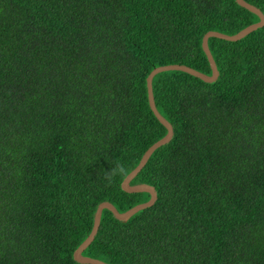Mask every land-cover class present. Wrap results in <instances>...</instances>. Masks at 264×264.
<instances>
[{
  "label": "trees",
  "instance_id": "1",
  "mask_svg": "<svg viewBox=\"0 0 264 264\" xmlns=\"http://www.w3.org/2000/svg\"><path fill=\"white\" fill-rule=\"evenodd\" d=\"M264 15V0H244ZM258 18L234 0H0V264H78L97 206L148 201L109 185L166 129L147 101L156 68L205 75L209 31ZM213 83L172 71L152 81L172 126L130 185L157 200L127 222L103 210L83 256L107 264H264V26L210 38Z\"/></svg>",
  "mask_w": 264,
  "mask_h": 264
},
{
  "label": "water",
  "instance_id": "2",
  "mask_svg": "<svg viewBox=\"0 0 264 264\" xmlns=\"http://www.w3.org/2000/svg\"><path fill=\"white\" fill-rule=\"evenodd\" d=\"M236 4L247 10L248 12L252 13L258 18V22L251 24L247 26L246 28L242 29L238 33L234 35H226V34H221L215 31H209L206 33L202 40H201V49L207 59V62L210 67L211 74L210 75H205L203 73H200L190 67L184 66V65H177V64H172V65H166V66H161V67H156L154 68L150 74L146 78V90H147V101H148V106L150 111L152 112L153 116L156 118V120L166 129V134L163 138L152 144L142 155L138 165L123 179L121 182L120 188L123 192L125 193H147L149 195L148 201L135 205L134 207L128 209L125 212L119 213L113 205H111L108 202H102L100 203L94 213L93 217V224L90 233L86 237V239L74 250L72 257L73 260L78 263V264H107L103 261L93 259L90 257L83 256L84 250L91 244V242L94 240V237L97 234L98 228L100 226V219H101V213L103 210L109 211L112 216L120 221V222H127L133 215H135L137 212L145 210L147 208H150L155 201L157 200V195L155 192V189L147 184H137V185H130L132 179L142 170V168L146 165L148 162L149 158L153 154L154 151H156L158 148L161 146H164L168 144L173 136V130L171 124L164 119L160 113L158 112L155 102H154V97H153V90H152V81L153 78L163 72H172V71H177V72H182L185 74H188L194 78H197L201 80L204 83H213L217 80L218 78V70L216 67V64L214 62V59L211 55V52L208 47V40L210 38H215L219 40H223L226 42H237L244 37H246L248 34L251 32L256 31L259 28H262L264 26V15L262 12L256 8L253 5L248 4L244 0H234Z\"/></svg>",
  "mask_w": 264,
  "mask_h": 264
},
{
  "label": "clouds",
  "instance_id": "3",
  "mask_svg": "<svg viewBox=\"0 0 264 264\" xmlns=\"http://www.w3.org/2000/svg\"><path fill=\"white\" fill-rule=\"evenodd\" d=\"M128 168L122 161H116L113 163V166L109 170L104 171V179L109 185L116 182L118 177L124 178L127 176Z\"/></svg>",
  "mask_w": 264,
  "mask_h": 264
},
{
  "label": "rangeland",
  "instance_id": "4",
  "mask_svg": "<svg viewBox=\"0 0 264 264\" xmlns=\"http://www.w3.org/2000/svg\"><path fill=\"white\" fill-rule=\"evenodd\" d=\"M208 33V32H207Z\"/></svg>",
  "mask_w": 264,
  "mask_h": 264
}]
</instances>
